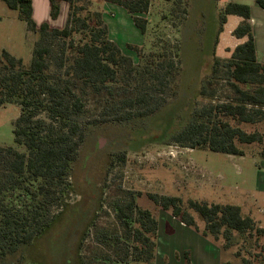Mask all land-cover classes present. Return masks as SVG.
Segmentation results:
<instances>
[{
    "label": "trees",
    "instance_id": "obj_1",
    "mask_svg": "<svg viewBox=\"0 0 264 264\" xmlns=\"http://www.w3.org/2000/svg\"><path fill=\"white\" fill-rule=\"evenodd\" d=\"M3 1L17 11L18 18L26 23L29 32L37 35V40L28 65L6 49L0 52V107H20L13 130L16 145L0 147V259L40 239L55 220V210L67 205L74 191L71 177L88 124L110 116L126 121L155 113L166 100L154 92L150 83H163L162 69L174 65L166 61L165 53L154 62L148 59L136 64L110 38L103 12L87 9L80 4L83 0H50L53 20L59 17L61 3L69 4L63 28L52 27L48 22L37 24L32 0ZM103 1L124 7L140 31L147 32L149 21L144 14L149 12L152 0ZM257 3L264 8V0ZM229 15L244 18L233 33L247 40L228 59L215 58L212 77L224 72L236 96L229 102L196 109L173 140L191 149L246 156L240 144L263 141L259 131L250 132L241 125L264 120V64L257 59L253 28L248 22L251 7L229 2L221 12V29ZM133 47L139 53L142 50L140 46ZM88 89L112 97L117 90L132 89L135 93L110 101L101 111L104 118L85 121L83 93ZM206 93L203 86L202 94ZM257 157L264 159V147ZM149 197L187 226L211 238L222 251L237 247L233 254L241 264H264V225L244 214L240 205L189 200L188 208L204 221L201 229L195 216L185 210L181 198L159 194ZM113 209L123 231L101 229L95 240L112 248L120 246L122 256L117 260L109 254L96 258L102 264H155L157 216L140 208L134 197L115 202ZM80 253L78 248V256ZM116 253L120 255L118 250ZM185 259L186 264H192L189 251ZM79 264L85 263L79 260ZM222 264L231 262L223 260Z\"/></svg>",
    "mask_w": 264,
    "mask_h": 264
},
{
    "label": "rangeland",
    "instance_id": "obj_2",
    "mask_svg": "<svg viewBox=\"0 0 264 264\" xmlns=\"http://www.w3.org/2000/svg\"><path fill=\"white\" fill-rule=\"evenodd\" d=\"M224 1L152 0L149 12L144 14L149 21L145 34L135 25L128 11L117 4L105 5L103 0L80 2L89 10L103 12L110 38L136 64L148 59L154 62L164 53L166 61L174 63L172 67L162 69L163 83H150L154 92L166 102L145 117L120 121L110 116L104 121L88 124L87 137L72 174L75 190L68 202L73 206L58 217L45 236L22 245L15 253L1 258L0 263L79 264L80 260L85 264H102L96 258L102 254L117 260L123 253L120 246L119 249L112 248L97 244L95 240L101 229L123 231L113 209L115 202L134 197L136 204L152 211L160 224L167 227L165 232H169V220L174 216L156 205L149 194L181 198L185 210L195 216L201 229L204 221L188 208L191 199L238 203L244 214L254 216L264 225V203L255 190L260 167L257 156L264 147V120L255 125H241L247 131L257 130L263 135L261 143L240 144L246 153L244 158L191 149L173 140V136L192 119L196 109L229 102L236 96L224 72L217 78L212 77L215 58L224 61L232 51L228 45L217 49L216 44L218 34L223 31L222 27L219 32L222 26L220 9ZM63 20L64 16H61L55 24L60 26ZM15 22L14 42L8 47L28 65L37 35L29 32L23 21ZM7 38L5 35L0 39V49L7 44ZM133 46H140L141 52ZM203 86L207 88L206 94H202ZM214 89L215 93L211 94ZM133 93L132 89L128 92L117 90L112 97L106 92L94 93L88 89L83 93L84 120L104 118L101 111L110 101H120ZM19 114L17 105L0 107V147L16 145L13 130ZM219 242L223 245L222 239ZM235 250L237 247L222 251L223 260L241 264L234 257ZM187 251H176L168 257L167 253H162L160 244L161 253L155 264H186Z\"/></svg>",
    "mask_w": 264,
    "mask_h": 264
},
{
    "label": "crops",
    "instance_id": "obj_3",
    "mask_svg": "<svg viewBox=\"0 0 264 264\" xmlns=\"http://www.w3.org/2000/svg\"><path fill=\"white\" fill-rule=\"evenodd\" d=\"M33 2V18L37 24H42L48 22L52 27L63 28L66 25L69 13V4L66 1L61 3V9L59 17L56 20L51 18V2L50 0H32ZM222 2V0H219ZM241 3L247 4L251 7V18L248 22L253 28V33L255 37L257 59L259 62L264 64V8H261L257 3V0H225L224 5L220 9V13L223 8L229 3ZM106 4H113L109 2H104ZM115 5V4H114ZM120 9L124 7L117 5ZM0 39L2 36L8 35L7 44L2 45L0 52L3 49L8 50L16 57V52L13 48L8 47L9 44L13 45L14 37L13 31L15 21L20 20L18 18V13L16 10H11L7 7L3 0H0ZM131 15V14H130ZM64 16L62 25H56L55 23L58 19ZM21 21V20H20ZM244 21V18L238 15H229L227 17L226 23L223 25V31L221 32V27L219 29L216 44L217 49L224 48L225 46H230L232 52L235 48L244 43L247 37L237 38L233 35L234 30ZM25 23V22H24ZM26 24V23H25ZM27 27V25H26ZM231 56V55H230ZM228 155V154H227ZM231 157L244 158V156L230 155ZM260 160V161H259ZM259 177L257 179L256 192L259 194V198L262 199L264 203V159L259 158ZM240 205L238 203H235ZM241 206V205H240ZM164 225L160 224L158 227V244H157V255L160 256V244L163 248V254L167 253L168 257L172 253L175 254L180 250L191 252L192 264H222L223 262V252L221 247L215 243L211 238L203 236L200 232L187 226L181 220L173 217V220H169V232H165ZM165 244V246H163ZM166 249V250H165ZM171 251V252H170ZM176 252V253H177Z\"/></svg>",
    "mask_w": 264,
    "mask_h": 264
},
{
    "label": "flooded vegetation",
    "instance_id": "obj_4",
    "mask_svg": "<svg viewBox=\"0 0 264 264\" xmlns=\"http://www.w3.org/2000/svg\"><path fill=\"white\" fill-rule=\"evenodd\" d=\"M71 181H72V177H71ZM72 183H73V186H74V181H72ZM74 190H75V186H74ZM70 206H73V205H71V204L68 202V199H67V205H65V206H63V207H61L60 209H58V210L55 211V213H56V218H55V220L53 221V223H52V225L50 226V228L55 224V222H56V220L58 219V217H60L61 215H64V214H65L67 208H69ZM50 228H49V229H50ZM49 229L47 230V232L49 231ZM47 232H46V233H47ZM46 233H45L43 236H45ZM43 236H42V237H43Z\"/></svg>",
    "mask_w": 264,
    "mask_h": 264
}]
</instances>
